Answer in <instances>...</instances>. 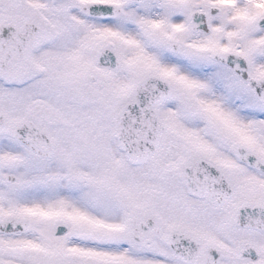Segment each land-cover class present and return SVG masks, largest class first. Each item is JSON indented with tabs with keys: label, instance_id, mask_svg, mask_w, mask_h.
Listing matches in <instances>:
<instances>
[{
	"label": "snow or ice",
	"instance_id": "snow-or-ice-1",
	"mask_svg": "<svg viewBox=\"0 0 264 264\" xmlns=\"http://www.w3.org/2000/svg\"><path fill=\"white\" fill-rule=\"evenodd\" d=\"M0 264H264V0H0Z\"/></svg>",
	"mask_w": 264,
	"mask_h": 264
}]
</instances>
